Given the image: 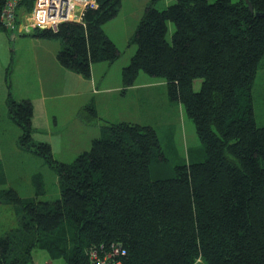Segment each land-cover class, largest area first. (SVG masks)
Returning <instances> with one entry per match:
<instances>
[{"label":"trees","instance_id":"trees-1","mask_svg":"<svg viewBox=\"0 0 264 264\" xmlns=\"http://www.w3.org/2000/svg\"><path fill=\"white\" fill-rule=\"evenodd\" d=\"M95 1L80 22L33 32L57 39L60 65L85 78L93 63L120 54L103 26L122 0ZM155 2L146 3L130 37L136 50L122 69L123 86L139 71L163 77L169 97L192 119L204 159L176 165L175 176L153 177V164L164 158L154 128L104 120L89 150L57 161L50 144L33 137L31 100L9 90L19 142L56 168L59 196L37 197L44 193L40 174L32 199L11 187L1 192L17 223L0 236V264L31 263L38 249L66 264H94L90 253L113 243L125 250L121 264H264V126L256 124L251 96L264 55V16L256 14L264 13V0H174L163 9ZM32 4L24 0L18 15ZM0 28L8 30L1 19ZM84 109L100 119L92 102Z\"/></svg>","mask_w":264,"mask_h":264},{"label":"rangeland","instance_id":"rangeland-1","mask_svg":"<svg viewBox=\"0 0 264 264\" xmlns=\"http://www.w3.org/2000/svg\"><path fill=\"white\" fill-rule=\"evenodd\" d=\"M148 1L122 0L117 14L104 24L105 32L116 43L120 54L112 63H93L97 66L94 69L95 86L99 89L97 93H94L95 86L92 87L90 78L80 75L79 79L75 77V80L68 81L54 72L50 74V65L41 61V68L37 69V58L45 55L46 60H49L47 56L53 45L47 43L48 39L36 37L34 29L30 33L20 34L0 28V92L6 88L4 78L10 82L11 77L14 78L21 71L27 74L35 72V76L31 77L33 81L39 82L42 79L44 83L47 74L55 80L54 84H47L45 89L54 88L56 92L53 93L56 95L46 100H40L41 91L35 87L20 91L14 88L15 95L25 94L33 99L36 107L32 121L33 137L50 144L55 160L71 162L80 153L89 150L92 139L100 135L104 120L129 121L154 128L164 158L153 164V177L175 176L176 165L204 159V145L196 133L193 121L183 105L169 97L163 77L139 71L131 86H123L122 69L136 50V44L130 42V37ZM173 1L156 0L155 6L163 9ZM173 30V23L168 22V41H171ZM56 41L58 42L57 39H51L49 42ZM200 83V79H195L193 88L199 89ZM63 85L66 88L59 91ZM251 96L256 124L264 126V55L254 77ZM89 102L94 104L100 119L90 120L89 111L86 109L81 113L82 108ZM3 105H0V194L11 187L22 198L32 199L36 197L33 176L40 174L44 193L37 197L41 200L57 198L59 183L56 168L42 156L20 144V127L10 117L7 106ZM44 109L48 110L47 122ZM38 116L40 118H36ZM16 223L12 205L0 201V236ZM32 259L46 260L50 264H66L63 258H53L40 249L33 253Z\"/></svg>","mask_w":264,"mask_h":264},{"label":"built area","instance_id":"built-area-1","mask_svg":"<svg viewBox=\"0 0 264 264\" xmlns=\"http://www.w3.org/2000/svg\"><path fill=\"white\" fill-rule=\"evenodd\" d=\"M23 1L4 0L0 19L6 29L28 33L34 28L57 30L63 22H80L87 8L97 6L95 0H32L31 9L18 15V8ZM124 254L125 250L121 245L113 243L101 255L93 250L90 253V259L94 264H121L120 257ZM28 264L50 263L41 260Z\"/></svg>","mask_w":264,"mask_h":264},{"label":"crops","instance_id":"crops-1","mask_svg":"<svg viewBox=\"0 0 264 264\" xmlns=\"http://www.w3.org/2000/svg\"><path fill=\"white\" fill-rule=\"evenodd\" d=\"M40 38L41 39H47V38H43V37H40ZM49 41H51V39H48L47 43H49V45H53V47H52L53 49L50 50V52L48 53L49 55L47 56L49 58V60H46V56L45 55L37 58L36 64H35L37 69L40 70L41 65H40L39 61H41V62H43V64L48 63L50 65V67L52 69V71H50V74H51V72H54L57 76L59 75V76H61L63 78H66L68 81L70 79L75 80V77H77L79 79L80 78V74H77L76 72H73V71L61 66L60 63L58 62L56 54H57V51H58V49L60 47V43H58L59 41L58 42L57 41L56 42H49ZM95 66H96V64L95 65L92 64V67H91L92 76L90 77V79H91V82H92L91 83L92 87H94L95 84H96L95 81H94L95 80V77H94ZM96 68H97V66H96ZM36 72H37V70H36ZM33 76H35V72L32 73V74H27V73L21 71V72H19V74H16L14 76V78L11 77V80H10L11 83L9 82V80L4 78L5 84H6V88H4V90H2L0 92V96H1L0 105L4 106L3 104H5L7 106L6 99H7V94H8L9 90L12 93V96L14 97V99H16V100L30 99L32 104H33V99L31 97H29L28 95H25V94L15 95L14 88L20 91L23 88L35 87L39 91H41L40 92V96L37 93V95L39 96L40 100H41V98L46 100L47 98H50V97H53L54 95H56V93H53V92H56L54 90V88L45 89V86L47 87V84H49V86H50V85L54 84V82H55V80H53L52 77H50L49 74H47L46 79L44 80V83H43L42 79H39V82L31 80V77H33ZM64 88H66V86L63 85L62 89H60L59 91L63 90ZM98 91H99V89H97L96 86H95L94 93H97ZM76 92H77V90H76ZM35 109H36V107H35V105H33L32 121H33V118L35 117ZM7 110H8V108H7ZM39 111L41 112L40 108H39ZM43 114H45V119H46V122H47L48 110L44 109L43 110ZM39 116L42 117V115H39ZM39 116L36 117V118H40ZM36 118H35V121H36L37 124H39L38 123L39 121H37Z\"/></svg>","mask_w":264,"mask_h":264},{"label":"water","instance_id":"water-1","mask_svg":"<svg viewBox=\"0 0 264 264\" xmlns=\"http://www.w3.org/2000/svg\"><path fill=\"white\" fill-rule=\"evenodd\" d=\"M248 6H249V8H250V10H252L253 8H252V5L249 3L248 4ZM257 15H263L264 16V13H256Z\"/></svg>","mask_w":264,"mask_h":264},{"label":"clouds","instance_id":"clouds-1","mask_svg":"<svg viewBox=\"0 0 264 264\" xmlns=\"http://www.w3.org/2000/svg\"><path fill=\"white\" fill-rule=\"evenodd\" d=\"M52 30V29H51ZM54 31H56V30H54Z\"/></svg>","mask_w":264,"mask_h":264}]
</instances>
